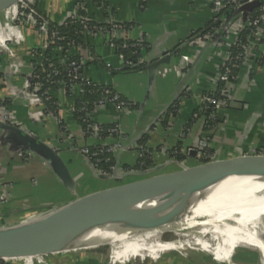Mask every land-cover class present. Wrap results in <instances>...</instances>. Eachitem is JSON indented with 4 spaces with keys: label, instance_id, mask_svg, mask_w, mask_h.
I'll return each mask as SVG.
<instances>
[{
    "label": "crops",
    "instance_id": "1",
    "mask_svg": "<svg viewBox=\"0 0 264 264\" xmlns=\"http://www.w3.org/2000/svg\"><path fill=\"white\" fill-rule=\"evenodd\" d=\"M31 1L44 17L59 26L68 18L76 0ZM259 8L255 11L259 12ZM1 13L0 27L4 34L0 35V63L9 65L12 77L10 84L0 83V101L12 114L15 127L57 152L74 187L66 188L39 156L21 159L20 148L0 129V188L8 193L4 207H0V214L3 213L0 228L22 221L21 214L28 213L26 218L39 215L100 190L173 172L182 166L264 156V12L261 13L260 37L246 28L244 60L236 70L235 80L228 86L227 101L219 112L218 121L210 130L201 118L207 112L205 98L217 89L216 78L233 42L231 38L222 42L221 38L216 41L201 38L217 17L213 0H106L103 10L89 7L87 13L93 21L102 23L110 17L120 22L125 38L142 44L137 55L144 61L140 69H121L122 62L104 35L85 36L82 44L70 51L69 56L81 63L85 78L95 85L111 88L132 104L129 112L120 113L111 105L95 111L92 116L95 123L117 125L121 132L117 137L101 139L85 133L77 114L80 104L77 91L50 89L52 104L46 113L40 106L28 104L23 95L17 93L40 66L32 54L40 50L41 41L32 28L15 29L12 23L2 25ZM160 59L166 62L155 66ZM136 60L137 57L133 61ZM107 65L112 68L108 69ZM173 103L177 105L176 113L167 115ZM31 108L35 117L29 115ZM206 136L210 160L189 155ZM142 139L150 153V166L140 171L136 169ZM107 146L113 148L111 157L116 170L107 176L119 179L103 181L96 177L79 151ZM131 171L137 175L130 174ZM145 171L151 173L145 175ZM199 260L185 259L176 264H196ZM52 261L57 263L54 258ZM33 262L36 264V259ZM15 263L29 264L25 260ZM146 264L167 263L148 261Z\"/></svg>",
    "mask_w": 264,
    "mask_h": 264
},
{
    "label": "built area",
    "instance_id": "2",
    "mask_svg": "<svg viewBox=\"0 0 264 264\" xmlns=\"http://www.w3.org/2000/svg\"><path fill=\"white\" fill-rule=\"evenodd\" d=\"M105 2L106 0H76L69 13L68 19L71 23H76L81 26L82 31L80 33L83 37L104 35L110 47L118 54L122 62L121 69H140V67L144 66V61L140 57L138 58L137 54L140 52L142 44L132 42L125 38L122 33V24L116 20H112L110 17L105 19L102 23L90 19L87 9L89 7H95L98 10H103L105 9ZM13 7L15 10L11 17L14 18L13 20L15 22H18L19 26L15 29H19L21 25L31 27L36 31L41 41L40 50L32 54L33 58H36L40 66H38L31 75V83L28 84L27 80H25L21 90L17 93L23 95L28 104L38 105L43 113H46L51 110L50 106L52 100L50 89L58 88L70 93L77 91L79 94L78 100L80 101L77 114L85 133L99 139L103 137L114 138L119 136L121 132L117 125L103 126L95 123L92 120V116L97 109L104 105H111L121 113L131 111L133 108L132 104L125 101L111 88L95 85L85 78L81 63L69 56L70 51L77 47L76 42L73 40L67 41L66 49L60 47L59 44L65 41V39L61 37L56 26L35 9V7L24 0ZM213 8L214 14L217 16L216 18H218V16L224 14L229 9L238 8V6L235 5V0H213ZM259 9V12L253 18L249 15L245 22L242 21L241 17L238 18L239 16H236L228 24V27L221 32V42L227 41L230 38L233 39V42L226 54L223 69L216 78L217 89L214 93L205 98L207 112L202 114L201 118H203L205 126L210 130L214 129L219 118V112L227 101L228 86L235 80L233 73L244 60L242 52L244 43L240 41L241 33L246 31L247 28V31L254 34L256 37L261 36V13L264 12V5L260 6ZM223 18L224 16L220 19V26L218 29L201 35V38L203 37L202 40H213L214 36L221 30L224 23ZM233 48H239L241 52L234 53L232 50ZM124 51H130L132 56L135 55L137 57V60L134 62L126 58ZM107 68L111 69L112 67L107 65ZM7 72L10 74L12 73L9 68ZM1 73L0 83L6 81V75H4L3 72ZM170 108L175 110L176 113L177 105L175 103H173ZM34 112L35 111L31 108L29 115L34 116ZM12 118L13 116L7 111L6 105L0 101V123L14 126V124H12ZM194 118H197V115H194ZM214 122L215 124L213 126H209V123ZM208 143L209 139L206 136L199 141L198 148L196 149V155L206 161H209L211 158L208 151ZM115 145L117 148V144ZM92 149L93 151L90 148H83L80 149L79 153L91 164L92 168L98 174L107 175L109 173L108 171H114L115 168L111 166L104 167V165H109L110 163V159L107 158L106 155L111 154L113 148L107 146ZM190 152L191 151H189V153ZM31 156L32 154L27 151L19 153V157L24 160H27ZM149 156L150 153L145 144H141L138 152V166L140 169L143 168L144 160L149 158ZM4 198L7 197L4 196ZM0 262L4 264L7 260H0Z\"/></svg>",
    "mask_w": 264,
    "mask_h": 264
},
{
    "label": "bare ground",
    "instance_id": "3",
    "mask_svg": "<svg viewBox=\"0 0 264 264\" xmlns=\"http://www.w3.org/2000/svg\"><path fill=\"white\" fill-rule=\"evenodd\" d=\"M8 14L12 16L14 10ZM157 191L95 218L77 233L65 236L58 246L63 251L109 246L110 258L116 264L137 256L152 259L185 248L210 251L217 259H230L236 248H243L258 254V264L259 259L264 262V175L237 174L188 184L154 204ZM198 220L217 236L191 241L181 235ZM165 233L172 234V239L160 240ZM20 259L30 262L29 257L7 261Z\"/></svg>",
    "mask_w": 264,
    "mask_h": 264
},
{
    "label": "water",
    "instance_id": "4",
    "mask_svg": "<svg viewBox=\"0 0 264 264\" xmlns=\"http://www.w3.org/2000/svg\"><path fill=\"white\" fill-rule=\"evenodd\" d=\"M20 1L22 0H0V12L13 7ZM32 4L34 5V2ZM235 5L238 8L229 9L223 14L224 23L212 41L221 38V32L228 27L234 17L240 16L245 22L247 17L262 5V0H235ZM164 62L166 59H160L156 61L155 66ZM5 78L7 79V76ZM27 82L31 83V76H28ZM0 129L8 134V138L20 148V152L27 151L42 158L57 179L66 188L73 189L74 184L68 169L54 149L15 126L0 123ZM191 154L196 155V150H192L189 155ZM87 164L92 168L89 162ZM93 171L96 172L94 169ZM96 173L99 180L119 179V177ZM149 173L151 172L145 171V175ZM130 174L137 175V172L131 171ZM237 174L264 175V156L237 157L230 160L201 163L192 167L182 166L173 172L158 173L89 194L65 206L46 211L38 215L37 219L27 217L17 223L18 225L0 230V260L35 257L54 250H62L58 242L65 236L77 233L95 218L109 214L152 190H159L153 201L156 204L185 185Z\"/></svg>",
    "mask_w": 264,
    "mask_h": 264
},
{
    "label": "rangeland",
    "instance_id": "5",
    "mask_svg": "<svg viewBox=\"0 0 264 264\" xmlns=\"http://www.w3.org/2000/svg\"><path fill=\"white\" fill-rule=\"evenodd\" d=\"M24 1H27V3H30L33 7H35L32 4L33 2L31 0H24ZM35 9H37V8L35 7ZM10 10H15V8L11 7L9 9L2 11V13H1V17H3V19H2L3 24L2 25H7L8 23L9 24L12 23L13 27L17 28V27H19L18 22H15L13 20L14 18H12L8 14L10 12ZM4 17H5V19H4ZM8 19L10 22H8ZM23 27L26 28L28 26H24V25L20 26V28H23ZM29 28H31V27H29ZM8 68L11 69L9 67V65L6 64V66H3V65L1 66V63H0L1 72H3L4 75H6L8 78V81H3V82H6L7 85L10 84L9 78L12 77V75L9 72H7ZM137 178H139V177H136V178L134 177V179H137ZM121 182L125 183L126 180H122ZM111 185H113V184H111ZM4 196L8 197V193H7V191H5V188H2V189L0 188V207H4L3 205L6 203L5 200L7 201V199L4 198ZM2 210H4V209H2ZM27 214L28 213L21 214V217H23V218H21L20 220L26 219ZM33 214H35V213H33ZM2 215H3V213L0 214V216H2ZM29 217L31 219L39 218V216L37 214L33 215V216H29ZM7 220H9V219H7ZM19 222L17 220V223H19ZM202 222H203V220H198L197 222H195V224L193 226L186 229L185 230L186 232L184 231L181 235H185L186 239L191 240V241H194L197 239L202 240V239L209 237V236H217L213 233L211 228L202 227L201 226ZM230 224L235 225L234 222H231ZM4 228H6V227H4ZM0 230H2V228H0ZM190 234H192V235L190 236ZM196 235H198V236H196ZM172 236H173L172 234L165 233V234L161 235L159 238H160V240H171ZM217 242L218 243L221 242V239L217 240ZM111 250L112 249L109 246H101L98 249H90V248H84L83 247V248H76L74 251L54 250L51 253L42 254L39 256H35L33 258L29 257L30 262H28V263L33 264L34 259H36V261H37L36 264H55L51 259V258H54L55 261H57L56 264H75V263L80 264L82 262H87V261H100L102 264H116V263H113L111 258H110L111 257V255H110ZM243 251L252 252L253 254H255L257 256V259L259 258L258 254L256 252L250 251L247 249H243V248H236L235 254L233 255V257L238 256V253L243 252ZM191 258L204 259L205 261H207L206 264H208V263L209 264H234L233 258L228 259V258L222 257L220 259H217V257L214 256V254L212 252L197 249V248H185V249L177 250L175 252H173V251L164 252V253L159 254V256L154 260L148 259L147 257H144V256H142V257L137 256V257H133L132 259H130L128 262H126L124 264H140V262H143L144 264H146V263H148V261H150L151 263H155V262L159 263L160 261H162V262H165L167 264H171V263L176 264L178 262L184 261L185 259L187 261H189ZM20 260H23V259H20ZM5 263L16 264L14 261H9V260ZM259 264H264V262L259 259Z\"/></svg>",
    "mask_w": 264,
    "mask_h": 264
},
{
    "label": "trees",
    "instance_id": "6",
    "mask_svg": "<svg viewBox=\"0 0 264 264\" xmlns=\"http://www.w3.org/2000/svg\"><path fill=\"white\" fill-rule=\"evenodd\" d=\"M258 13V10L257 11H254V12H252L251 14H250V17L251 18H253L256 14ZM222 17H218V18H216L215 20H214V22H212L209 26H208V28L206 29V31L205 32H207V33H209V32H213L215 29H218L219 28V26H220V19H221ZM56 26V28H57V30H58V32L60 33V35H61V37H63L64 39H65V41H62L60 44H59V46L60 47H62L63 49H66V42L67 41H71V40H73V41H75L76 42V44H77V46H79V45H81L82 44V42H83V36L81 35V26L79 25V24H76V23H71L70 22V20L69 19H67L62 25H55ZM246 35H247V32L246 31H243L242 33H241V35H240V41L242 42V43H244L245 41H246ZM233 50V52L234 53H236V52H241V50L238 48V49H235V48H233L232 49ZM130 53V51H124V55H125V57L126 58H130L131 60H135V58H136V56L135 55H130L129 54ZM41 70V69H40ZM39 71V70H38ZM37 71V72H38ZM235 73H236V70L234 71V73H233V75L235 76ZM2 75V73L0 72V76ZM43 76V75H42ZM174 115L175 114V110H172V108H170L169 110H168V113H167V115ZM166 115V116H167ZM165 116V117H166ZM164 117V118H165ZM167 121V119L166 120H164V122H163V125H165V122ZM215 124V122L214 123H209V126H213ZM145 141H144V139H142L141 141H140V144H143ZM92 151H93V149L92 148H90ZM106 157L107 158H109L110 159V163H109V165H104V167H108V166H111V167H113L114 168V163H113V159H112V157H111V154H109V155H106ZM176 157H178V158H180V159H182L183 157H180L179 155H176ZM208 161V160H207ZM149 166H150V159L149 158H146L145 160H144V166H143V168H139L138 166H137V169L136 170H140V171H142V170H145V169H147V168H149ZM109 173H110V171H108ZM233 258V262H234V264H258V259H257V256L255 255V254H253L252 252H247V251H243V252H240V253H238V256H234V257H232ZM204 260V259H203ZM201 258H200V262H197L196 264H204V263H202V261H203ZM0 264H1V262H0ZM195 264V263H194Z\"/></svg>",
    "mask_w": 264,
    "mask_h": 264
}]
</instances>
